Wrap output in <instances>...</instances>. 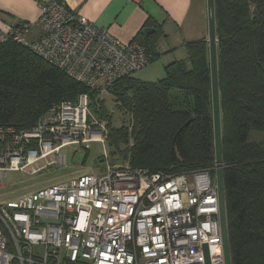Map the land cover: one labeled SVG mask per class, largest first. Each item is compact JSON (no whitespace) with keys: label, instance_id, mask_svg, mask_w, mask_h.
<instances>
[{"label":"built area","instance_id":"obj_1","mask_svg":"<svg viewBox=\"0 0 264 264\" xmlns=\"http://www.w3.org/2000/svg\"><path fill=\"white\" fill-rule=\"evenodd\" d=\"M30 40L23 24L0 30V46L27 47L90 91L108 92L150 63L145 47L123 46L53 0L42 6ZM106 124L89 110L88 95L55 103L30 130L0 127V184L11 172L31 177L64 168L62 150L106 143ZM225 264L216 176L169 175L108 166L0 204V264Z\"/></svg>","mask_w":264,"mask_h":264},{"label":"trees","instance_id":"obj_2","mask_svg":"<svg viewBox=\"0 0 264 264\" xmlns=\"http://www.w3.org/2000/svg\"><path fill=\"white\" fill-rule=\"evenodd\" d=\"M224 181L232 264H264V0H215ZM140 33L150 62L159 58L160 29ZM193 64L175 62L167 78H126L109 89L130 116L109 123L100 92L88 90L27 47L0 46V127L32 129L55 103L88 95L89 110L108 121L111 156L134 168L169 175H216L209 43L187 45ZM122 145V147H121Z\"/></svg>","mask_w":264,"mask_h":264},{"label":"crops","instance_id":"obj_3","mask_svg":"<svg viewBox=\"0 0 264 264\" xmlns=\"http://www.w3.org/2000/svg\"><path fill=\"white\" fill-rule=\"evenodd\" d=\"M53 0H0V30L23 24L32 28L30 40L42 33L36 24L42 6ZM92 22L107 29L123 46L139 40L140 33L152 19L160 29L156 42L159 58L150 62L132 79L155 83L167 78L166 68L175 63L193 64L187 45L190 42L209 40L207 0H61ZM152 28L155 31L156 27Z\"/></svg>","mask_w":264,"mask_h":264},{"label":"rangeland","instance_id":"obj_4","mask_svg":"<svg viewBox=\"0 0 264 264\" xmlns=\"http://www.w3.org/2000/svg\"><path fill=\"white\" fill-rule=\"evenodd\" d=\"M100 99L105 102L112 127L121 128L130 124V116L120 108L111 92L101 93ZM94 118L100 125L106 124L107 130L109 129L108 121L99 119L95 115ZM62 154L67 157V165L64 168H52L34 177L18 172L9 173L0 184V204L18 201L42 188L58 185L81 175L102 174L108 166L130 163L129 160H123L121 155L111 156L108 143L98 141L92 142L87 152L81 150L80 146L74 145L62 150Z\"/></svg>","mask_w":264,"mask_h":264},{"label":"water","instance_id":"obj_5","mask_svg":"<svg viewBox=\"0 0 264 264\" xmlns=\"http://www.w3.org/2000/svg\"><path fill=\"white\" fill-rule=\"evenodd\" d=\"M208 20H209V55L212 81V100H213V119L215 136V154H216V183L219 195L220 223L223 235V246L225 264H232V254L229 239L228 215L226 206V191L224 181V157H223V136H222V114L219 83L218 66V44L216 30V10L215 0H207ZM155 32L152 28H146L142 34L148 38ZM104 162V160H102ZM206 264H210V257L207 246H205Z\"/></svg>","mask_w":264,"mask_h":264}]
</instances>
